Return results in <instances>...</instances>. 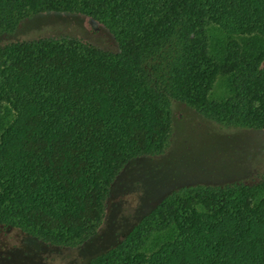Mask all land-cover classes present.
<instances>
[{
	"label": "trees",
	"instance_id": "trees-1",
	"mask_svg": "<svg viewBox=\"0 0 264 264\" xmlns=\"http://www.w3.org/2000/svg\"><path fill=\"white\" fill-rule=\"evenodd\" d=\"M44 12L98 22L117 49L0 43V229L90 238L119 173L165 148L174 100L264 129V0H0V36ZM220 77L229 95L211 99ZM87 264H264V174L173 191Z\"/></svg>",
	"mask_w": 264,
	"mask_h": 264
},
{
	"label": "rangeland",
	"instance_id": "rangeland-1",
	"mask_svg": "<svg viewBox=\"0 0 264 264\" xmlns=\"http://www.w3.org/2000/svg\"><path fill=\"white\" fill-rule=\"evenodd\" d=\"M44 36H74L106 50H116L112 34L88 17L44 12L22 19L0 43ZM229 95L218 78L211 99ZM172 130L165 148L130 162L117 176L98 231L72 246H57L19 228L0 229V264H87L116 244L131 226L164 196L198 185L252 184L264 174V129L226 126L194 107L173 101Z\"/></svg>",
	"mask_w": 264,
	"mask_h": 264
}]
</instances>
